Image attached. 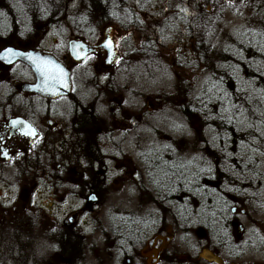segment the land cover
<instances>
[{"label": "flooded vegetation", "instance_id": "obj_1", "mask_svg": "<svg viewBox=\"0 0 264 264\" xmlns=\"http://www.w3.org/2000/svg\"><path fill=\"white\" fill-rule=\"evenodd\" d=\"M156 1L152 12L188 28L191 40L202 12L212 10L211 0ZM121 4L0 0V264H241L248 252L258 261L256 208L246 241L240 223L248 204L256 206V198L237 188L243 182L212 181L200 171L208 166L185 162L176 154L181 151L149 155L138 144L131 149L137 158L107 164L116 161L105 151L114 132L84 100L88 90L100 104L115 99L122 52L113 19ZM126 9L140 22L150 12L139 0H127ZM106 35L115 59L100 51L83 59L70 54V41L95 46ZM6 49L53 56L70 72L68 94L53 99L25 92L35 77L2 56ZM120 194L129 209L101 227L102 205Z\"/></svg>", "mask_w": 264, "mask_h": 264}, {"label": "rangeland", "instance_id": "obj_2", "mask_svg": "<svg viewBox=\"0 0 264 264\" xmlns=\"http://www.w3.org/2000/svg\"><path fill=\"white\" fill-rule=\"evenodd\" d=\"M227 1L229 5L225 6ZM139 2L143 5L142 11L147 8L150 11L146 13L148 18L143 22L136 15L131 18V13L126 9L127 0H117V3H122V7L116 11L113 20L117 24L115 35L120 41L122 59L114 68L115 99H106L100 104L95 93L88 90L84 100L85 104L95 106L93 108L99 113V120L114 132L113 139L108 138L106 142L105 151L108 158L115 157L116 161L111 162L109 159L107 164L112 167L116 163L126 164L130 157L137 158L131 149L138 144V150H145L149 155L156 154L159 149L181 151V154H176L185 162L197 166L211 165V173H205L211 176L212 181H225L227 179L220 178L228 176L221 172L226 169L225 164L213 160L211 156L215 152L229 154V135L225 126L233 116L235 120L231 122L234 121L235 125L237 119L238 123H248L250 120V128L256 130V118L244 115L242 108L238 112L235 109L236 101L232 108L226 102L219 105L218 102L222 100L216 99V94L210 91V78L215 73L219 81L225 74L236 80L237 69L234 66L228 68L225 61H221L228 56L231 59L227 60H233L241 67L247 65L256 72V66L249 63L255 58L256 51L249 49L246 52L248 58L244 55L240 57L241 53L237 55L232 50L236 45L232 40L239 41L240 36H247L254 28L262 29L264 0H221L219 5L224 6L217 11L211 10L207 22L201 20L197 29L192 27L194 40L190 39L188 28H176L165 21L161 22L162 16L152 12L157 5L156 0ZM255 22L256 27L252 25ZM131 24L136 28L130 32ZM191 42L193 46H190ZM240 52L243 53V50ZM218 56L222 58L220 61ZM87 79L83 80L85 88ZM237 133L241 134L239 131ZM121 196L102 205L101 227L107 226V219L113 213L127 212L129 209ZM259 207L261 213L253 203L248 204L249 215L240 217V223L246 230V241L256 208L255 218L261 234L260 258L256 261L253 253L248 252L237 261L241 264H264V204ZM176 240L183 242L184 237L176 236ZM199 244L203 246L204 243ZM217 256L224 258L221 252Z\"/></svg>", "mask_w": 264, "mask_h": 264}, {"label": "trees", "instance_id": "obj_3", "mask_svg": "<svg viewBox=\"0 0 264 264\" xmlns=\"http://www.w3.org/2000/svg\"><path fill=\"white\" fill-rule=\"evenodd\" d=\"M211 1L212 12L217 11V9L224 5H229V1L225 2L224 5H219L221 0ZM206 17L209 19L208 13H204L203 11L201 20L205 21ZM197 21H199V19H197ZM252 25L256 27V22ZM261 26L262 29L258 28L256 30L254 28L251 30L253 32L249 33L247 36H240L239 41L237 39L236 41L232 40V43L234 42V44H236L235 48H232V50H234L237 55L241 53L240 57L244 55V57L248 58L246 52H248L249 49L254 50V52L256 51L255 58L253 60L249 59V63L256 66V72L247 65H242L241 67L233 60H227L231 59V56H228L226 60L218 56V60L220 61L222 59L221 61H225L228 68L234 66L235 69H237L238 77L234 80L232 77L225 74L224 76L222 75L223 77L219 81L217 80L219 77L215 78L216 74L214 73L210 78V83L212 85L210 91L216 94V99L222 100L218 102L219 105L224 104L222 102H226L232 108V104L236 101L235 109L238 112H240L242 108V111H244L242 113L244 115H250L256 118L255 130L250 128L252 127L249 125L251 123L250 120L248 123H238L239 120L237 119V124L235 125L234 121L231 122V120L235 118L232 116L228 125L225 126L229 135V154L222 155L215 152L213 154L211 153V156L214 157L213 160H217V162L220 161L226 166V169H223L221 172H224L228 176L220 178L227 180L235 179L236 181L244 182V186L237 188L244 190V194L242 195L256 198L257 206L255 207H257L258 210H260L259 206L264 204V20ZM197 39H199V36H197ZM191 45L193 46L194 44L191 42L190 46ZM241 50H243V53L240 52ZM206 91L209 90L207 89ZM225 93H227V95H225ZM216 110L218 112L220 111L217 108ZM237 115H239V113H237ZM210 116L213 117V114ZM237 131L241 132V134L237 133ZM228 157H230V159H228ZM220 162L218 163L219 165ZM233 175H236V177Z\"/></svg>", "mask_w": 264, "mask_h": 264}, {"label": "water", "instance_id": "obj_4", "mask_svg": "<svg viewBox=\"0 0 264 264\" xmlns=\"http://www.w3.org/2000/svg\"><path fill=\"white\" fill-rule=\"evenodd\" d=\"M111 41L109 39V36L106 35V38L100 43V45H95V46H87L85 44H83L82 42H75V41H70L69 42V51L70 54L73 56V53H77L79 54L78 59H83L86 55L95 52V51H100V52H104V53H110L112 54V56L114 57V59L116 58L115 53L112 52L111 49ZM7 50V49H6ZM4 51L1 53L2 56H5L7 59H9L8 61L11 62H21L24 65H26L30 71L32 72V74L35 77V84L34 85H24L23 89L25 92H33L36 93L38 95H40L41 97L44 98H57L59 96H63V95H67L68 92L70 91V80H69V76H70V72L68 69H66V67H64L59 61H57L56 59H54L53 56L43 53L41 51L36 50H30L27 52H20V51H16L13 50V53H21V55H14L11 53H8L7 51ZM31 53L33 57L39 56L42 60H47V61H51L52 64L54 65H58L59 67L63 68L64 72H65V82L63 84V86L61 85H57L56 87V94H53L51 91H45L43 90V84H42V79L39 75V73L36 71V65L33 64V62L27 57V54ZM77 60V58L75 59ZM263 235H264V231H263ZM152 241L148 242V245H151Z\"/></svg>", "mask_w": 264, "mask_h": 264}, {"label": "snow or ice", "instance_id": "obj_5", "mask_svg": "<svg viewBox=\"0 0 264 264\" xmlns=\"http://www.w3.org/2000/svg\"><path fill=\"white\" fill-rule=\"evenodd\" d=\"M182 11H186V9H182ZM6 51L14 55H21V53H13L12 49H7ZM27 57L33 62V64L36 65V71L39 73L42 79L43 90L51 91L53 94H56L57 85L63 86L65 82L66 74L63 68L52 64L51 61L42 60L39 56L33 57L31 53H28ZM77 58H80L79 54L77 55ZM225 95H227V93H225ZM225 111H227V109H225ZM33 134H35L34 131ZM213 139H215V137H213ZM200 171H207L211 173V165H209L207 168H201ZM92 198L95 199V197Z\"/></svg>", "mask_w": 264, "mask_h": 264}, {"label": "bare ground", "instance_id": "obj_6", "mask_svg": "<svg viewBox=\"0 0 264 264\" xmlns=\"http://www.w3.org/2000/svg\"><path fill=\"white\" fill-rule=\"evenodd\" d=\"M204 256H205V254H204Z\"/></svg>", "mask_w": 264, "mask_h": 264}]
</instances>
